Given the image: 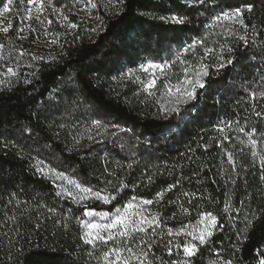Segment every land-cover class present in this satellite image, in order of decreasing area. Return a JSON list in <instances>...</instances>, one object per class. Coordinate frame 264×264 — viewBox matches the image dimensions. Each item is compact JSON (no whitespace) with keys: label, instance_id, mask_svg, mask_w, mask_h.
I'll return each mask as SVG.
<instances>
[{"label":"trees","instance_id":"trees-1","mask_svg":"<svg viewBox=\"0 0 264 264\" xmlns=\"http://www.w3.org/2000/svg\"><path fill=\"white\" fill-rule=\"evenodd\" d=\"M106 1L96 21L77 25L54 53L27 51L28 46L0 32L5 45L0 55L6 58L0 60V71L11 66L17 72L15 77L0 75V81H7L0 83V264H103L106 246L86 245L81 226L68 211L85 209L70 197L57 196V179L39 172L38 162L94 190L107 185L114 192L121 182L129 186L112 204L89 199V209L111 212L133 197L151 199L148 208L166 227L188 226V231L202 224L201 212L217 217L208 243L196 241L199 251L191 257L174 247L191 237H145L152 241L154 264H259L264 257V167L259 159L264 155V115L255 113L264 114V99H252V93L264 91V0ZM246 4L252 5L250 13L244 12L247 47L237 39L244 33L240 25L205 26L229 6ZM172 15L186 17L185 22L160 19ZM200 37L216 52L224 45L225 60L231 56L233 62L217 70L216 55L204 58L199 45L183 56L192 66L189 76L201 60L209 65L205 87L181 106L184 119L175 114L165 119L160 108L168 97L159 103L156 97L165 93V84L182 81L188 65L176 61L164 69L152 90L155 97L142 89L146 77L141 65L171 62L185 43ZM20 51L26 54L20 56ZM193 108L195 113L189 111ZM95 120L103 127L94 128ZM235 120L240 123L225 129V140L218 125ZM239 127L246 132L256 128L255 148ZM161 128L170 131L158 138ZM178 180L156 200L158 191ZM185 192L195 197H185ZM226 201L234 210L224 211ZM181 204L189 212H182ZM167 241H172L171 256Z\"/></svg>","mask_w":264,"mask_h":264},{"label":"snow or ice","instance_id":"snow-or-ice-1","mask_svg":"<svg viewBox=\"0 0 264 264\" xmlns=\"http://www.w3.org/2000/svg\"><path fill=\"white\" fill-rule=\"evenodd\" d=\"M13 0H7V3L4 4L3 8H0V13H7L10 11V5ZM28 4L36 6V19L41 24L43 21L40 19L41 15L48 9L52 8L53 11L59 12L63 15L62 7H67V5H63L61 8H57L53 5L52 0H27ZM74 3H80L81 0H73ZM112 2V0H109ZM118 3H123L124 0H117ZM200 3H204L205 0H199ZM215 2V0H213ZM24 3V0H21V4ZM87 5H90L92 8H96L97 4L93 2V0H87ZM31 7L28 9L29 15H27V19H31ZM251 12L252 5H236L235 7L229 6L226 10L217 14L211 21V23L206 24L205 26L208 28L216 27L218 24H223L224 22H228L232 25H240L241 28L244 29V33L237 36L239 41H242L244 47H247L249 44L250 37L248 35L249 25L245 23L244 12ZM64 19L67 20L68 17L64 16ZM160 19L165 21H170L176 24H183L185 22L186 17L179 15L172 16H161ZM47 23L50 25L52 23L51 20H48ZM70 28H76L77 25L75 23H69ZM33 33H36L35 28H31L28 26ZM11 28V23L7 26L0 27V32L7 34ZM24 29H18V32H23ZM226 31L229 35H234L235 33L231 28H226ZM252 31L254 33L259 32L255 25L252 26ZM45 35H51L45 29ZM23 38V37H21ZM38 38V37H37ZM49 43H57L55 39L49 41ZM252 43L256 44V40L253 37ZM264 43V41H261ZM201 46L203 48V57L206 58L210 53L216 55L218 59V63L213 65L217 70L219 68L224 67L225 63L231 64L233 62L234 57L229 56L227 60H225L224 52L225 46L221 45L219 48V52H216V49L206 47L205 39L203 37L194 38L190 42L185 43V45L176 51L175 59L171 62H167L164 64H142L141 68L145 73H149L151 70H158L161 75H164V69L170 68L171 64L179 61L181 64L188 65V61L183 59L189 51L195 52L197 46ZM5 48L4 44H0V53L3 52ZM226 51L228 53L233 52V48L231 46H227ZM24 51H20V56L25 55ZM6 59L4 56L0 55V60ZM33 59H43V57H33ZM2 68V66H0ZM209 65L204 64L202 60L199 62V67L195 69L192 76H189L188 73L192 70V66L188 65L184 69L185 78L179 83L172 85L171 83H167L164 85L165 93L162 94L161 97H156V102L159 103L164 95L168 97V103L162 104L160 111L164 113L163 118H168V116L175 114L179 119H184L180 115L181 106L187 104L190 100H194L196 98V90L197 88H204V77L208 75ZM0 75H6L8 77L17 76V72L13 67L9 66L5 71H0ZM127 76H132V70H129L126 73ZM261 81H264V75L260 77ZM7 81H0V83H4ZM157 77L155 71L149 76L147 81H141L142 89L148 94V96L155 97V92L152 91L156 87ZM259 97L260 99H264V91H260L259 93L253 92L252 99H256ZM169 105H171L169 107ZM255 107V106H254ZM191 113H195L196 109H190ZM256 116H262L261 112H256ZM233 123L239 125V120L235 121H222L220 125H218L217 130L220 131L225 140H228L229 137L225 133V129H231ZM92 125L96 129H100L103 127L102 122L99 120H95L92 122ZM170 130L161 128L157 137H163L168 134ZM238 131L243 132L246 137H248V143L255 148L257 145V140L253 139V137L257 134L256 128H252L250 131H245L244 127H239ZM264 135V133H261ZM89 139H95V137L90 136ZM244 141H241L243 143ZM76 143H79L77 140ZM207 145H205V148ZM229 161L233 163V167H235V162L233 160L232 154L227 153ZM253 155H257L256 152H253ZM260 164L264 167V155L259 156ZM131 167V165H129ZM41 173H44V169H39ZM55 170L49 169L48 174H52ZM114 172H109L108 175H114ZM57 179L66 181L67 185L71 187H66L65 185H58L56 195L70 197L74 204L78 207L85 209L81 213L73 212L72 209H69V214L72 215L76 222L82 228V236L81 239L86 245H90L93 249L97 248V244H103L106 246V250L102 254L103 264H154L155 261V253L152 251V241L151 239H146L145 237H154L161 236L163 239V235L166 233L167 236L170 237H178L184 235L185 237H191L190 240H187L186 243L177 242L174 247L177 250L182 249L185 256L191 257L199 251L198 245L196 241L199 242L200 245L208 243L209 238L213 235V229L217 225V217L213 215L211 212H201L199 213L201 220L199 223H204L207 221L206 226L199 230L198 233L194 229L193 231H188V226H181L177 229H173L170 227H166L165 224L160 219L158 213L152 214L151 210L148 206L153 204V200L151 199H142L137 200L133 197L123 206H116L112 209V211H96L93 209H89L87 206V202L89 199L94 201H99L101 204H112L113 201L116 200L117 196L120 192L128 188L129 186L123 182H121L120 186L115 189L114 192L108 190L107 185L102 189H93L91 186L85 187L82 182L77 180L70 179L67 176H64L63 173H57ZM149 181L151 177L148 178ZM108 184H111L112 181H108ZM179 184V180L172 185H169L165 190L158 191L156 195V200H162L165 192L171 191L174 187ZM135 187V186H133ZM185 197L192 196L195 197V193H183ZM189 204H191V200H189ZM180 210L184 213L189 212V209L184 207V205H180ZM232 209V206L229 202H225L224 211L229 212ZM50 211H54V209H50ZM81 217H86L87 219H82ZM229 219H232L230 216ZM151 229V231H149ZM158 229H162V231L158 232ZM112 242L109 245V242ZM172 241H167L165 243V248L168 252V255L171 256L173 254V246ZM179 254V251H177ZM170 264H188V262H177L171 261ZM225 264H231V261H226ZM259 264H264V257L259 259Z\"/></svg>","mask_w":264,"mask_h":264},{"label":"rangeland","instance_id":"rangeland-1","mask_svg":"<svg viewBox=\"0 0 264 264\" xmlns=\"http://www.w3.org/2000/svg\"><path fill=\"white\" fill-rule=\"evenodd\" d=\"M2 1V2H1ZM1 3H7V0H0ZM94 3L97 4L96 8H92L90 5H87V0H81L80 3H74L73 0H52V3L55 7L61 8L63 5H67V7H62L63 15L59 12L53 11L52 8H48L40 17L43 21L41 24L36 19V6L29 5L27 0H24V3L21 4V0H13L12 4L10 5V11L7 13H0V27L7 26L11 23V28L7 33V37H13L16 43L23 47L28 46L27 51H31L34 53H54L59 47L61 39L71 33L76 28H70L68 25L69 23H75L76 25L79 24H89L94 23L97 20V10L101 6L107 5L106 0H93ZM4 4L0 7L3 8ZM31 7V19H27L28 9ZM64 16H67L68 19L65 20ZM48 20H51L52 23L49 25L47 23ZM31 28H35L37 31L33 33L28 26ZM23 28V32H18V29ZM45 29L51 35H45ZM3 33V32H1ZM23 37V38H21ZM38 37V38H37ZM55 39L57 43H49L50 40ZM152 71H155L157 81L159 78L160 72L158 70H151L149 73H145V77L147 81L149 79L150 74ZM38 171L41 172L39 169H44V175L50 178H56L57 173L54 171L52 174H48V170L51 169L48 165H45L41 162L37 164ZM57 179V178H56ZM59 185H65L66 187H71L67 185L66 181L57 179ZM87 219V218H86ZM208 222H204L198 227H196V231L198 233L199 230L203 229ZM109 244L111 245L112 242L110 241ZM103 245V244H97Z\"/></svg>","mask_w":264,"mask_h":264}]
</instances>
